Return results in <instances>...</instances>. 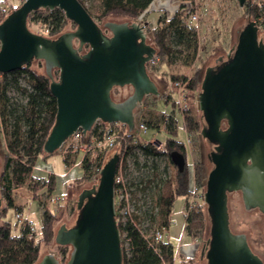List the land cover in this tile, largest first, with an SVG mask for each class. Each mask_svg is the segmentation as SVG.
<instances>
[{
  "label": "water",
  "instance_id": "95a60500",
  "mask_svg": "<svg viewBox=\"0 0 264 264\" xmlns=\"http://www.w3.org/2000/svg\"><path fill=\"white\" fill-rule=\"evenodd\" d=\"M248 0H237L244 7ZM60 8L75 24L55 38L32 31L28 15ZM108 29L110 33H106ZM251 20L238 34L221 65L206 67L197 92L205 126L200 134L215 143L209 158L204 201L210 217V237L201 252L207 264H264L245 233L230 227L229 193L240 191L245 208L264 214V40ZM85 46L88 49L84 51ZM157 48L147 42L145 25L113 19L99 24L80 0H24L0 22V72L43 60L57 114L45 143L48 154L59 150L75 131L87 133L101 119L124 123L134 132L137 109L145 95H159L147 63ZM222 60V57L219 58ZM58 69V77L53 71ZM132 85L122 100L113 88ZM160 140H158V143ZM120 144L113 147L99 181L85 183L77 199L75 224L59 225L55 242L70 245L63 263L47 251L36 264H122V237L117 225L115 174ZM170 157L180 171L186 159L179 150ZM2 200L0 198V205ZM73 225V226H72Z\"/></svg>",
  "mask_w": 264,
  "mask_h": 264
},
{
  "label": "trees",
  "instance_id": "16d2710c",
  "mask_svg": "<svg viewBox=\"0 0 264 264\" xmlns=\"http://www.w3.org/2000/svg\"><path fill=\"white\" fill-rule=\"evenodd\" d=\"M23 1L20 0L19 5ZM80 1L99 21H105L108 18L122 19V21L142 19L150 27L149 35L157 48L159 62L152 68L157 75L164 74L161 71L163 65L169 67L179 61L182 65L190 66L197 58L200 33L196 23L190 25L187 21L189 11L186 10L190 3L192 4L191 10H196L194 0H180L179 8L172 17L169 18L164 13L159 14L156 23L152 26L147 17V9L155 0H100V3L94 5L92 10L84 0ZM2 5L3 0L2 3L0 2V8ZM244 11L248 21H255L264 31V5L259 6L258 0H248ZM5 17L6 14L0 9V22ZM27 22L32 31L52 38L76 28V24L67 18L60 8L53 10L39 8L28 15ZM36 22L44 23L43 31L35 29ZM245 26L240 28L238 33ZM53 74L55 78L58 77V71L54 70ZM23 75L28 82L27 85L20 82V77ZM168 79L171 80L172 87L180 81L185 88L187 105L181 113L183 125L190 136L189 145L191 146L188 148L185 141L176 138L178 128L175 110L171 114H158L155 111L151 113L149 110L150 118L146 120L149 128L159 131L164 129L169 137L163 142L164 151H158L151 144H139L140 151L131 154L134 158L132 163H139L141 166L140 172L128 173L130 186H133L131 193L138 202L139 213L134 215V221L131 219L125 222L117 220L122 237V264H172L174 262V247L165 237V233L171 224L172 209L179 196H184L185 205L189 207V211L185 213L184 231L186 235L191 239L202 240L200 258H202L201 252L208 240L206 232L210 230V217L207 204L202 199L195 204L192 203L190 207L194 180L203 192L206 189V163L203 155L200 157L196 155L197 160L193 162V178L189 161L190 152L193 157L195 153L200 152L202 137L200 131L204 125L203 113L197 101V92L201 88V76L198 72L191 75L183 72L170 74ZM50 82L46 70L38 72L31 63L23 64L22 67L11 72H0V122L2 127H6L10 137L2 155L3 158L0 159V198L2 200L0 205V264H36L43 256L41 254L43 245H50L55 241L56 225L65 215V209L62 206L54 208L50 201H45L41 223L39 226L34 225L32 236H30L29 229L30 219L21 223L17 220L18 224L5 219L10 208L17 209L21 215L23 213L25 204L17 202V190L25 187L31 196L38 200L44 192H47L50 198L54 196L56 177L51 174L45 177L34 174L39 158L49 155L43 147L56 120L57 102L50 90ZM118 88H113L112 96L115 100H122L114 96V92L119 91ZM10 91L13 94H10ZM166 98L170 101V97ZM172 103L175 106L177 102L174 100ZM138 113H136L137 119ZM111 125L115 130L121 129L119 132L127 137V143H123L126 147L125 156H127L133 148L130 140L135 136V132H130L127 125L117 123ZM88 135L84 134L82 139H89ZM95 135L98 137L101 134L96 133ZM111 150H96L89 156L85 154L81 160L82 175L76 177L75 182H85L96 174L97 172H92V168L104 165ZM172 150H179L185 156L186 163L182 171L173 164L171 173H169L168 166L161 164L166 156L170 157ZM139 156L141 160H138ZM97 157H99V163L93 166ZM170 160L172 161L171 157ZM64 161L68 167H71L75 163V157L72 160L71 155L67 154L64 156ZM15 228H18V231H14ZM158 229L163 232V238L155 242L151 234ZM126 241H128L127 248L124 246ZM57 245L62 256L61 261L65 263L69 258L71 246ZM180 261L181 264H198L197 259L193 257H182Z\"/></svg>",
  "mask_w": 264,
  "mask_h": 264
},
{
  "label": "rangeland",
  "instance_id": "374dc122",
  "mask_svg": "<svg viewBox=\"0 0 264 264\" xmlns=\"http://www.w3.org/2000/svg\"><path fill=\"white\" fill-rule=\"evenodd\" d=\"M12 1V0H11ZM86 5L92 10L94 5H98L100 0H84ZM180 1V0H179ZM2 3V1H0ZM4 2V1H3ZM177 3V0H175ZM15 5L20 3V0H16L13 2ZM196 5V9L198 11L199 20L197 21V27L200 33V48L197 54L196 60L190 65L185 66L182 65L181 62H176L172 66H165L161 67V71L164 72L162 75H157L153 73L155 79L159 80L163 84L166 80H169L168 77L170 74H181L185 72L186 74H193L198 72L199 75L202 77L206 67L210 65H215L217 61H220L219 58L222 57V60L227 59V54L229 50L232 48L233 45L236 44L238 38V31L244 25L249 23L248 17L244 11V7H240L237 0H194ZM160 4V3H159ZM155 2V6L161 10L151 9L150 12L147 14L149 17V21H151L150 26L155 24L159 14H166L170 12H174L175 4L172 5H162L160 6ZM167 5V6H166ZM177 5V4H176ZM166 12H165V11ZM148 12V11H147ZM113 19L122 21V19H114L108 18L106 20ZM97 20V19H96ZM125 20V19H124ZM99 24L103 21H99ZM35 29L43 31L42 28L45 27L44 23L36 22L34 25ZM74 30V29H73ZM259 38L264 40V31L259 32ZM151 39V36H150ZM151 42L152 39H151ZM32 67L38 72H44L45 66L44 61L37 60L36 63L31 62ZM157 75V76H156ZM20 82L23 85H27L28 82L24 75L20 77ZM174 91L172 92L173 96L170 101H167L166 98H159L155 103L151 102L142 107L139 112L140 118L148 120L152 111L158 112V114L162 113H173L175 110V118L177 120V128L178 133L176 138L180 141H185L190 148L191 144L189 145L188 138L190 136L186 131L183 125V117L182 113L179 108L178 100V87L175 85ZM119 91L114 92V96L117 98H123L126 96L123 89L120 87L117 89ZM10 94H13L10 91ZM17 95V93H16ZM176 101V105H173V101ZM185 109V108H184ZM149 110H151L149 112ZM153 119V118H152ZM205 125V121H204ZM149 137H156L161 142H164L169 134L164 130H157L154 128H149L148 134L144 136V138ZM9 133L6 127H2L0 122V159L2 160V155L6 149V144L9 141ZM191 143V142H190ZM213 150V146L211 142L202 139L200 140V152L195 153L194 157L193 154L190 152V170H191V177L193 178V162L196 161L198 155L199 157L203 155L204 161L206 163V175L209 170L212 169L213 164L207 158L208 152ZM64 147L61 149L56 150L53 153H50L46 157L41 156L37 162V165L34 169V174L38 176H48L49 174H54L56 177V187L54 190V196L49 197L47 192L41 194L40 200L35 199L31 196V193L25 187L21 190H17L16 200L18 203H24V210L22 213V218L24 220L30 219L31 222L39 226L42 219L43 213V204L45 201H50L51 205L55 208L57 206H62L65 209V215L62 220L56 225V230L58 229L59 225L62 223L63 220L75 224L76 219L78 217L79 210L77 208V199L78 195L81 192L85 183H90L97 181L95 174L93 176L82 183L75 182V178L80 176L83 172L82 166L79 165L82 157L84 156V151H75L70 152L67 154L71 155V159L77 155V163L72 167H68L64 161L65 151ZM112 151V150H111ZM109 152L107 159L111 153ZM95 151L93 152V154ZM92 155V154H91ZM89 156V155H88ZM106 159V161H107ZM129 160V167L131 168L132 172L138 171L140 172L141 166L139 163L133 164L132 161L134 160L133 156L128 157ZM138 160H141V156L138 157ZM105 161V162H106ZM99 163V157L94 161L93 166ZM133 164V166H132ZM162 165L168 166L169 169L173 167V162L170 160V157L166 156L165 159L161 161ZM136 165V167H135ZM134 167V168H133ZM96 166L92 168V172H94ZM140 169V170H139ZM172 170V169H171ZM198 190L195 193H192L190 196V207L192 203H197L198 201L204 200V192L196 184ZM156 194V193H155ZM189 211V207L187 208L185 205V198L184 196L177 197L172 213H171V226L167 234L168 240L174 243L175 246L178 245L180 241L186 240V236L183 234V224H184V213ZM18 210L15 208H10L6 220L11 221L13 224H18L19 219L17 218ZM229 215H230V227L233 232L237 233H245L248 238V242L253 249V251L258 254L262 260L264 261V214L258 208H250L247 209L244 206L242 195L240 191L232 192L229 195ZM119 217V216H118ZM18 220V222H17ZM21 223V222H20ZM19 223V224H20ZM14 231H18V228H15ZM210 237V230L206 232V238L209 239ZM196 250V254H194L193 258L197 259L198 264H207L206 258H200V243L201 239H192ZM49 251L50 253H54L58 258L61 260V254L58 250V245L55 241H53L50 245H43L41 254L45 255ZM181 258H176V262L174 264H181Z\"/></svg>",
  "mask_w": 264,
  "mask_h": 264
},
{
  "label": "built area",
  "instance_id": "2783aa9c",
  "mask_svg": "<svg viewBox=\"0 0 264 264\" xmlns=\"http://www.w3.org/2000/svg\"><path fill=\"white\" fill-rule=\"evenodd\" d=\"M157 0L153 1V3L149 6L147 11H150L151 9L157 10L156 6L154 5ZM159 4V3H158ZM177 4V5H176ZM195 4V3H194ZM180 5V1L177 0V3L175 2V10L174 12L167 13V16L170 18L172 17L175 12L178 10ZM258 5L263 6L264 0H258ZM19 6V3L15 5L11 0H4L2 7L0 8L1 11H3L6 15L10 13L12 10L17 8ZM192 4H188L186 10L189 11V14L187 16V21L190 25H194L199 20L198 11L191 10ZM161 10V9H158ZM152 64H157L159 62V56L156 54L150 61ZM178 87V100L180 111L182 112L183 109L187 105L186 101V91L184 86L180 81H177L175 84ZM104 121L99 119L97 120L92 129L87 133L90 134L89 139L83 140L82 136L84 135L82 129H79L75 131L70 137H68L63 145L61 147H64L65 154L75 151H84L85 154L91 155L94 151L103 150V149H113V147L117 144H120V152H119V163L117 167V171L115 174V203H116V216L117 220H120L122 222H125L128 219H131L134 221V215L139 213L137 206L138 202L135 201L131 190L133 186H130L129 182V175L128 173L131 172V168H128L129 160L128 157L131 156V154L135 151H140V145L139 144H151L153 145L158 151H164V145L163 142L158 143V139L156 137H149L144 138L145 135L148 134L149 126L147 125V122L145 119L138 117L137 123H136V129L134 130L135 136L131 138L130 144H132L133 148L130 150V153L125 156V144L127 143V137L119 132V130H115L112 127V123H103ZM117 124L126 125L124 123L117 122ZM132 132V131H130ZM96 133H100V136H96ZM103 137L101 138V136ZM189 142V138H188ZM61 149V148H60ZM63 151V152H64ZM84 154V155H85ZM125 157V158H124ZM133 166V164H132ZM103 165L96 167L94 172H97L95 174L96 178L99 181L100 177V171ZM134 168V167H133ZM172 169V168H171ZM171 169L168 168V172L171 173ZM195 180L192 185V193H195L198 190L197 185H195ZM192 202V200H191ZM119 216V217H118ZM17 218L20 222L24 221L21 214H17ZM140 226V224H139ZM29 229H30V236H32V231L35 229V226L32 222H29ZM155 242L161 240L163 238V232L161 230H154V232L151 234ZM125 248L128 247V241L124 244Z\"/></svg>",
  "mask_w": 264,
  "mask_h": 264
},
{
  "label": "flooded vegetation",
  "instance_id": "af4514ba",
  "mask_svg": "<svg viewBox=\"0 0 264 264\" xmlns=\"http://www.w3.org/2000/svg\"><path fill=\"white\" fill-rule=\"evenodd\" d=\"M131 21V20H130ZM138 22H140L141 24H144L145 25V30L147 31V42L149 43V44H152L154 47H155V45L153 44V42H151V39H150V35H149V29H150V27L148 26V25H146L144 22H143V20L142 19H140ZM105 31H106V33H110V31L108 30V29H105ZM88 49V46H85V49H84V51L83 52H85L86 50ZM227 60V59H226ZM225 60V61H226ZM43 61V60H42ZM224 62V60H220V61H217V63L215 64V65H221L222 63ZM153 65L155 66L156 64H152L151 62H148L147 63V70H148V72H149V74H150V76H151V78L153 79V81H154V83L156 84V86H157V89H158V91H159V95H156V94H153V93H149V94H147V95H145L144 96V98H143V100H142V102L140 103V105L138 106V109H137V111H139V110H141L142 109V107L144 106V104L146 103L147 104V102L148 103H151V102H153V103H155L156 101H157V99H159V98H166L167 96L168 97H170V100L171 99H173L172 98V96H173V94H172V92L174 91V88L172 87V84H171V80H166L165 81V83L163 84L162 82H160L159 80H157V79H155L154 78V76H153V71H152V68H153ZM56 71H58V69H55ZM58 74H59V71H58ZM155 74V73H154ZM157 76V75H156ZM121 89H123L124 90V92H125V94H126V96L124 97V98H126L127 96H129L130 94H132L133 93V91H134V87L132 86V85H125V86H123V87H120ZM124 98H118V99H124ZM167 99V98H166ZM145 104V105H146ZM205 125H203V127H204ZM202 139H206L207 141H208V143H209V140L207 139V138H205V137H201ZM211 144H212V146H213V150H211L210 151V153H212L213 151H214V147H215V143H212L211 142ZM210 153L208 152V154H207V158H208V160H210V158H209V155H210ZM211 161V160H210ZM212 162V161H211ZM213 164V163H212ZM213 168V167H212Z\"/></svg>",
  "mask_w": 264,
  "mask_h": 264
},
{
  "label": "crops",
  "instance_id": "0c3cea01",
  "mask_svg": "<svg viewBox=\"0 0 264 264\" xmlns=\"http://www.w3.org/2000/svg\"><path fill=\"white\" fill-rule=\"evenodd\" d=\"M2 1V0H0ZM4 1V0H3ZM16 0H12V2H15ZM160 3L159 5L162 6V5H172V4H175V0H157V4ZM166 5V6H167ZM150 11L147 12V14L149 13ZM167 113V112H166ZM82 160V159H81ZM77 163V155L75 156V163L74 165H76ZM73 165V166H74ZM79 165H81V161L79 163ZM72 167V166H71ZM51 175H54V174H51ZM82 175V174H81ZM80 175V176H81ZM172 223V222H171ZM184 225H185V213H184V224H183V234L186 236V240L184 241H180L178 243L177 246L174 245V243H172L170 240V242L172 243L173 247H174V251H175V260L172 264H174L176 262V258H182V257H191L193 256L194 254H196V251H198V249L196 250V247H195V244L193 242V240L186 235L185 231H184ZM171 226V224H170ZM170 226L168 227L166 233H165V237L167 238V234H168V231L170 229Z\"/></svg>",
  "mask_w": 264,
  "mask_h": 264
}]
</instances>
